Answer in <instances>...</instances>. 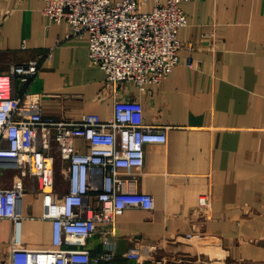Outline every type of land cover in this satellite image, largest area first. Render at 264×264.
Segmentation results:
<instances>
[{
  "label": "crops",
  "instance_id": "0c3cea01",
  "mask_svg": "<svg viewBox=\"0 0 264 264\" xmlns=\"http://www.w3.org/2000/svg\"><path fill=\"white\" fill-rule=\"evenodd\" d=\"M43 5L0 0V71L20 62L39 66L28 82L17 79L19 97L38 98L44 115L98 113L102 119L112 116L115 96L136 98L146 123L168 127L165 143L146 144L137 183L154 207L131 206L117 217L113 260L101 258L106 223L84 244L63 248L87 253L91 264H186L189 258V264H264V0H188L179 62L143 91L130 83L113 89L91 63L86 39L68 37L65 21L50 23ZM153 5L149 0L147 9ZM75 148L89 150L83 138ZM67 189L61 170L52 195L28 186L19 264L41 261V251L56 248L46 214L63 209ZM202 195L209 199L208 219L198 207ZM191 231L202 237L187 238ZM10 243L11 225L3 220L0 264H11ZM154 245L151 257L126 255Z\"/></svg>",
  "mask_w": 264,
  "mask_h": 264
},
{
  "label": "built area",
  "instance_id": "2783aa9c",
  "mask_svg": "<svg viewBox=\"0 0 264 264\" xmlns=\"http://www.w3.org/2000/svg\"><path fill=\"white\" fill-rule=\"evenodd\" d=\"M43 1L41 12L50 23L65 21L68 37L86 39L91 63L104 71L113 89L130 83L143 91L146 83L165 79L179 62V32L188 23V0H154L150 10L145 8L149 0ZM187 65H193L191 57ZM38 71L36 62H20L0 71V223L8 220L11 225L10 262L19 264L16 246L21 243L26 178L52 195L57 164L68 189L62 196L63 209L46 214L53 222L56 248L41 251V261L20 264H91L87 253L63 247L84 244L98 223L109 227L103 233L101 258L112 261L117 217L131 206L154 207L153 196L140 191L137 183L146 144L165 143L168 127L146 123L142 103L121 96L114 97L108 119L98 113L44 115L38 98L16 94L17 79L26 83ZM76 138L86 141L87 152L76 150ZM11 171L16 173L9 174ZM198 207L208 219L206 195L199 198ZM186 237L202 235L191 231ZM156 248L138 247L126 255L147 258Z\"/></svg>",
  "mask_w": 264,
  "mask_h": 264
},
{
  "label": "rangeland",
  "instance_id": "374dc122",
  "mask_svg": "<svg viewBox=\"0 0 264 264\" xmlns=\"http://www.w3.org/2000/svg\"><path fill=\"white\" fill-rule=\"evenodd\" d=\"M145 8L147 9V5H146ZM60 168H61V166L59 164H57V169H56V171H57V173H56L57 178H59V175H60ZM15 173H16V171L9 172V174H12V175H14ZM26 182H27V184H28L29 187H31V186L34 185V181L30 177H27L26 178ZM26 191H27V189H26ZM189 260L194 262V260L192 258H189ZM185 261H187V260H185ZM198 261H199V263H201V261H202L201 258H199Z\"/></svg>",
  "mask_w": 264,
  "mask_h": 264
}]
</instances>
